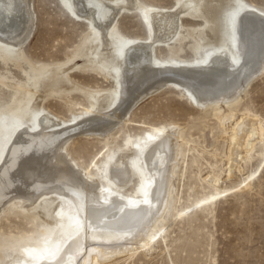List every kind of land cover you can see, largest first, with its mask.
Segmentation results:
<instances>
[{"label":"bare ground","instance_id":"bare-ground-1","mask_svg":"<svg viewBox=\"0 0 264 264\" xmlns=\"http://www.w3.org/2000/svg\"><path fill=\"white\" fill-rule=\"evenodd\" d=\"M59 1L76 21L88 26V34L70 53L67 65L80 59L83 64L75 69L111 78L116 86L105 96L103 91L82 92L89 107L78 108L81 111L72 121L51 115L41 102L66 95L59 88L62 77L58 79L56 73L65 65L28 62L21 48L33 34L31 0H0V61L25 60L34 74L17 86L0 81L15 92L13 105L0 111V118L6 117L0 125V213L19 202L29 218L43 221L41 233L47 245L16 253L7 263L111 264L151 249L156 233L167 231L165 218L176 219L174 213L170 215L171 195L183 174L178 171H186L190 152L182 128L138 126L129 119L132 110L147 98L171 90L191 106L212 108L221 127L233 122L225 169L229 180L243 154L248 158L262 138V126L256 120H235L230 107L239 103L240 93L264 71V10L244 0H178L168 9L144 7L138 0ZM135 12L141 15L145 38H126L117 28L122 14ZM183 19L203 25L184 35ZM189 38L194 41L189 49L200 60L190 62L178 56ZM157 48H165L175 59L160 61L155 56ZM42 84L44 97L37 102ZM134 126L147 131L108 149L103 166H93L100 179L82 171L67 153L75 139L103 138L109 146L115 133ZM133 180L137 187L127 195ZM204 180L216 189L221 183L215 173ZM38 208L40 214H31ZM4 261L0 254L1 264Z\"/></svg>","mask_w":264,"mask_h":264},{"label":"rangeland","instance_id":"rangeland-1","mask_svg":"<svg viewBox=\"0 0 264 264\" xmlns=\"http://www.w3.org/2000/svg\"><path fill=\"white\" fill-rule=\"evenodd\" d=\"M244 1L264 10V0ZM138 2L144 7L168 9L174 8L178 0ZM31 10L34 15L33 34L21 48L24 57L37 66L65 65L56 73L58 79L62 77L59 88L66 95L56 94L41 102L45 90V84H42L36 101L41 102L51 115L72 121L73 116L81 111L78 108L89 107V100L82 92L103 91L105 96V93L113 92L116 85L111 78H100L88 70L75 69V66L83 64L80 59L67 65L70 53L81 45L88 34L86 23L76 21L59 0H31ZM182 24L184 35L188 30L203 25L190 19H183ZM117 28L126 38L146 37L141 15L136 12L122 14L117 20ZM193 43L190 38L184 42L185 48L178 55L181 59L190 62L195 58L200 60L201 56H194L189 49ZM155 56L160 61L171 57L165 48H157ZM64 71L66 79L63 78ZM33 75L25 60L7 64L0 61V81L5 79L8 86L24 84ZM14 94L10 88L0 84V111L13 105ZM222 108L224 111L228 109L224 105ZM230 109L234 111L235 120L249 117L263 129L262 138L255 142L248 158L243 154L244 159L230 180L225 177V169L233 122L225 128L221 127L213 116L212 108L191 106L179 93L171 90L147 98L131 111L129 119L138 126L182 128L190 152L186 171H178L179 175L182 171L183 174L171 195L174 202H171L170 215L174 213L176 219L165 218L169 222L167 231L160 235L156 233L151 249L116 259L111 264H264V71L240 93L239 103ZM2 116L5 119L0 118V125L6 120L5 115ZM138 126L115 133V139L109 140V146L103 138L75 139L67 146V153L82 171L100 179L94 164L102 167L109 148L115 149L124 141L126 143L145 134L147 129ZM213 173L221 178L217 189L204 180ZM132 183L126 189L127 195L137 187L136 180ZM102 185L105 186V183L102 182ZM240 185L243 186L240 192L222 196ZM219 195L222 197L209 202ZM40 212L38 208L31 214ZM43 224L39 218H29L17 201L5 207L0 213V254L5 260L2 264H8L16 253L47 247L46 238L41 233Z\"/></svg>","mask_w":264,"mask_h":264}]
</instances>
